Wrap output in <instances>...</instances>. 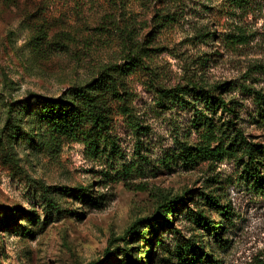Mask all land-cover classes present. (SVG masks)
Wrapping results in <instances>:
<instances>
[{
  "label": "rangeland",
  "instance_id": "1",
  "mask_svg": "<svg viewBox=\"0 0 264 264\" xmlns=\"http://www.w3.org/2000/svg\"><path fill=\"white\" fill-rule=\"evenodd\" d=\"M248 2L239 8L231 0H0V136L8 122L10 129L20 122L16 115L10 119L8 105L86 83L104 65L121 62L123 39L150 49L153 71L152 77H129L132 118L114 114L113 150L93 154L82 142L56 150L27 141L7 145L13 157H0V206L14 219L0 214V264L104 259L111 244L114 251L125 245L116 239L131 223L186 193L187 205L172 219L173 229L160 232L155 255L146 259L150 232L139 255L142 264H177L168 255L177 239L196 233L191 213L200 209V194L214 186L232 215L223 245L212 244V264H264V194L241 178L233 158L184 166L179 146L202 140L197 113L183 103L159 105L156 92L157 86L210 89L229 82L223 96L236 101L237 127L248 141L264 145L253 94L264 93V0ZM163 17L169 22L161 28ZM20 126L29 131L26 121ZM61 186L83 188L95 201L82 204L74 194L54 191Z\"/></svg>",
  "mask_w": 264,
  "mask_h": 264
},
{
  "label": "trees",
  "instance_id": "2",
  "mask_svg": "<svg viewBox=\"0 0 264 264\" xmlns=\"http://www.w3.org/2000/svg\"><path fill=\"white\" fill-rule=\"evenodd\" d=\"M166 1L178 3L184 0ZM231 1L239 8H245L249 3L248 0ZM161 20L163 21L161 28L166 27L169 19L163 17ZM122 46L121 62L104 65L86 83L71 86L57 96L32 94L28 101H17L8 105L10 119L16 115L20 122L26 121L29 131H22L20 122L14 124L15 128L10 129L8 122L0 136V157L12 159L13 153L8 151L7 147L12 140L27 141L33 146L39 145L51 150L60 148L65 142H82L93 154L102 152L103 147H110V150L116 148L112 136L114 114L132 118L129 105L131 103L129 77L138 72L153 76V71L148 72L150 68L147 66L150 49L143 45L138 46L132 41L130 43L126 39L122 40ZM259 69L264 72V64L259 65ZM231 88L229 82L210 89L188 83L171 88L157 86L156 92L159 105L167 107V104L183 103L194 108L197 113L194 124L197 130H203L202 140L197 144L182 143L179 146L177 159L184 166L194 168L205 161L213 163L233 158L241 168V178L249 183L253 190L264 194V145L248 141L237 127L234 121L237 112L236 101L234 99L227 101L223 96ZM253 94L258 104V118L264 124V93L253 91ZM226 114L231 118H222ZM215 184L221 183L216 181ZM218 189V186H214L200 194V209L192 211L190 218L192 231L196 233L190 238L177 239L175 247L169 251V260L177 264L216 262L212 244L223 245L225 224L232 215L231 205L224 201L223 194L217 193ZM54 191L74 194L82 200V204L95 201V197L87 194L83 188L61 186L54 187ZM185 195L186 193H183L166 198L157 206L154 213L136 219L127 228L123 238L116 239L125 241L122 248L118 247L114 251L111 244L104 251V259L88 264H142L139 255L143 244L152 233L153 237L149 241L151 249L146 258L150 261L159 246L160 232L173 229L172 219H177L181 207L187 205L189 197ZM1 213H4L6 220L14 219L12 217L14 213L7 207L0 206ZM211 213H216L219 219H212ZM176 233L179 232L176 230ZM130 234L132 237L127 241ZM140 242L138 247H130Z\"/></svg>",
  "mask_w": 264,
  "mask_h": 264
}]
</instances>
